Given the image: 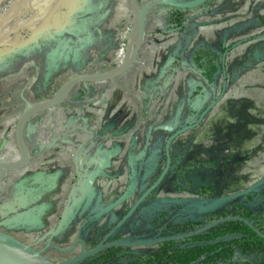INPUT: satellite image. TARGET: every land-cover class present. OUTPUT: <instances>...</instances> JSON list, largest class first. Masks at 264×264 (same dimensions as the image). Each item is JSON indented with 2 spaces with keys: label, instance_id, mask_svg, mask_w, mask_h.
Here are the masks:
<instances>
[{
  "label": "crops",
  "instance_id": "crops-1",
  "mask_svg": "<svg viewBox=\"0 0 264 264\" xmlns=\"http://www.w3.org/2000/svg\"><path fill=\"white\" fill-rule=\"evenodd\" d=\"M81 1L69 7L76 8V4L79 5ZM260 2L264 4V0ZM7 8H2L0 15L3 13V9L6 10ZM67 10L69 9H64V13H57L61 14L60 18L68 17V27L74 33L76 31L73 36L77 40L78 48H73L70 54L59 55V57L68 58L72 56L74 58L76 53H79L80 59L83 57L82 60H77L72 66H69L72 73H69L68 77L79 73L76 72V68L78 65L85 63L88 53L93 52L96 56V59L91 60L88 64L93 63L97 67H105L112 58L113 47L116 46V43H114L116 31L112 33V37L109 39L101 35L100 31L96 29L100 21L99 18L90 28L89 33L86 34V32L79 31L76 28L78 23L76 19H80V17L73 18L75 21L72 20L73 22H71L70 16L73 15L75 17L76 11L66 13ZM229 10L231 13L232 9ZM96 13L99 14L98 9ZM158 13L159 8L153 9L149 13L143 43L138 56L139 61L126 74L104 82L79 83L75 85L61 104L63 121L60 124L58 134L61 133L53 138L51 143L41 144L39 139H37L35 129V131H31V136L28 139L29 167H49L51 165L52 168L56 167L53 172H59L63 176L67 174L71 176L75 174L77 165H81L79 164L81 160L84 164L81 166H85V174L88 176L92 173L91 167H88L90 159H96L99 155L100 161H106L97 168L95 173L97 175L95 186H97L101 195L100 207L109 205L119 196L122 192V186L127 184L131 164H134L133 161L136 158H144L143 152L152 143V138L157 135V143L164 146L170 132L172 133L188 124H192L207 105V96L203 98L201 89L205 93L208 90L202 80L197 90L190 88L188 83H183L182 91L177 93L178 74L186 80L189 78L199 80L200 78L197 73L187 70L184 65L174 74H170L168 71V66L179 51L174 44L185 36H191L187 33L189 29L182 32L165 30L164 21L158 16ZM89 16L83 15L81 17L88 18ZM247 16H243L240 21H244ZM211 23L213 22L205 25H210ZM238 33L244 34V31ZM70 36L72 35L66 34V38L61 39L60 42H49L51 46L43 54L57 57L56 55H51L50 49L58 48L61 49L59 52H64L62 49L70 41ZM239 37L237 35L238 39H240ZM259 38L263 40L264 34L259 36ZM246 41L247 38L235 43L241 45ZM199 42L197 36L193 35L187 44V52ZM37 44L38 42L35 43V45ZM249 50L246 59L237 61L236 68L240 67V70L236 72V69L235 71L237 73L235 74L236 77L242 75L244 88L241 91L243 93L233 91L232 88L224 96L223 101L218 102L209 109L199 126L187 130L174 139L171 142L172 144L184 138H190L194 140L197 146L202 143L207 146L213 139L218 138L217 131L220 120L221 127L219 126V130L224 133V136L227 135V126L230 123L226 120L225 110L231 114L229 109L233 110L240 103L248 105L250 98L256 97L259 94V90H264V58L258 59L253 63L251 55H248V53H253L251 49ZM40 56H35L34 59L39 61ZM142 61H145L147 65L142 64ZM251 62L253 63L252 65L250 64ZM36 69H38L37 76L33 80L28 79L24 83L22 82V86L13 88L12 91L5 95L3 107L6 109V113L16 120L25 107L26 102H36L45 99L42 93L37 94L35 91V84L41 68L37 67ZM59 75L55 79V84L58 82L57 86L66 79L59 80L61 78ZM180 84L182 85L181 82ZM162 87L166 90L162 99L157 103L155 98ZM140 90L145 91L146 96H138L137 91ZM241 97H246L247 100L243 99L240 102ZM167 129L172 130L166 132ZM206 129H210L208 134H201ZM221 140H223V137ZM8 145L11 150L16 148L13 138L10 139ZM249 146L250 144H246L245 147ZM5 155L9 156L11 152ZM252 159L250 158V160ZM156 161L159 165L164 164L165 156L163 150L162 153L158 152L156 155L154 162ZM255 163L257 162L255 161ZM20 170L7 174L5 183L0 187V207L3 205V198L6 197L11 200L16 195L22 180L19 175ZM112 184L116 188L110 190L109 187ZM63 193H65V190ZM12 225H2L0 229H4L3 231L10 234V232H15L17 231L15 229H18L12 228ZM44 234L45 232H40L37 235ZM29 244L33 243L29 242Z\"/></svg>",
  "mask_w": 264,
  "mask_h": 264
},
{
  "label": "rangeland",
  "instance_id": "rangeland-1",
  "mask_svg": "<svg viewBox=\"0 0 264 264\" xmlns=\"http://www.w3.org/2000/svg\"><path fill=\"white\" fill-rule=\"evenodd\" d=\"M14 1L15 0H0V10L13 5ZM17 1L18 0H16V2ZM69 1L70 0H20L18 6L23 7L20 11H18L19 13L17 12V15L13 14L15 16L3 28H1L0 43L4 41L20 43L22 36H25L27 33V31L22 27L23 24H26L31 29H34L40 23L45 21L54 10L64 7L66 4L70 6L71 3ZM87 1L88 2L86 3V0H83L79 3V5L76 4V8L69 7L68 10V12L76 11L79 13L88 10L89 7H94L96 10L98 9L99 14L92 13L88 18L80 17V19L76 20V22H78L76 28L79 31L86 32V34L89 33L90 28L95 24L98 18L100 21L98 22L99 24L96 26V29L107 39L111 38L112 33L117 31L122 26H127L130 31L133 23V13L129 6V0ZM146 1L148 0L139 1L141 2L140 5ZM260 1L261 0H209L206 2L205 6L208 8L209 13L203 14L200 12V9L197 8L196 11L199 14L198 18L191 20L189 23V32L187 33L191 37L196 35L200 42H203L213 48H218L219 45L225 46L229 42H240L241 39L247 38L246 43H242L241 45L238 44L237 50L229 54L228 58H230V63H234L236 60L241 61L246 59L247 48L251 49L252 53H255L256 51L261 53L262 51L260 50L264 49V38L262 40L259 36L264 34V4ZM229 9H232L231 13L229 12ZM5 11L6 10L3 9V12ZM245 15H248L245 20L240 21V19H242ZM65 19L66 17H62L60 20L63 22ZM208 22L213 23L205 25ZM240 31H244V34L238 33ZM237 35L240 36V39L237 38ZM191 37L185 36L174 44L178 47V56L180 55L179 58L182 56V58L186 59L189 56V53L187 52V44L190 42ZM58 38L60 40L64 39L66 38V34L63 36L56 34L54 39ZM69 39L70 41L67 42L65 47L62 49L64 52H59L61 49L53 48L50 49L51 55H56L57 57H59V55H68L73 51V48H78L76 38L72 35ZM60 40L56 41L60 42ZM115 41L116 40H114V43H117ZM45 46H51L49 45V41L39 39L37 45H35L33 40L26 43L24 50L19 51L26 56L22 57L19 64L12 71L10 70L13 68V59H10L5 64H0V113L3 112L0 114L1 123L5 116H9L6 113V109L3 107L5 95L12 91L13 88L22 86L26 80H33L34 77L37 76L38 69H36L37 66L35 63L36 60L34 59L35 56L27 57V55H32L36 50ZM115 47H113V49ZM185 49L187 50L185 51ZM5 51H7L6 48L0 47V53ZM18 53L14 54V56L18 57L21 55ZM174 58L175 56L173 59ZM94 59H96L94 53H88L85 63L88 64V62ZM65 62V60H62L56 68L57 70L64 68L59 75L61 77L59 80H62L63 78L67 79L69 73H72V71H70L71 68L65 64ZM66 66L68 67L65 68ZM235 69H237L236 72H238L240 67ZM178 77L179 80L176 89L177 93L182 91L183 83H188L190 88L192 87L194 90H197V88L200 87L199 84L201 85L202 83L200 78L199 80L194 78L186 80L179 74ZM57 83L54 85V92L60 86H57ZM243 88V82H241L239 85L236 84L235 91L243 93L241 91ZM258 92L259 94L256 97L250 98V102L247 101L249 103L248 105L245 103L241 104L238 113L229 109L231 112L230 114L225 110L226 120L230 123L227 126V135L225 136L228 138H239L242 136L243 144L246 143L252 145L258 154L263 157L264 155L261 151L264 149L258 145H263L264 147V90H259ZM240 99L241 101L243 99L247 100L246 97H241ZM43 113L44 114H40L37 123L42 122L41 119L43 118H50L48 115L51 114V112H48L47 110ZM222 119L224 118L222 117ZM37 123L32 125L34 131ZM220 124H218V138L214 140V146H216V143L220 141L222 137H225L224 133H221V130H219ZM240 124L241 127H239ZM171 130L172 129H167L166 132H170ZM209 131L210 129L203 130L201 134H208ZM156 139L158 140L157 135L155 138H152V143L149 144L143 152L145 163H150V170L147 169L148 171L146 170L141 173L140 180H142V182H144L145 179L152 180L155 175H157V171L151 170H153V163L156 159V155L158 152L162 153V150L164 151V146L157 143ZM187 142L188 141L182 144V140H179L174 144L171 143L169 147L170 154H176L178 147L182 146L190 155L192 150H196V144L193 143L192 145V143ZM204 145L205 143H202L198 146L200 150L204 148ZM256 146L258 147L256 148ZM14 151H16L17 154L10 158L17 160L19 158L17 148L13 150V152ZM254 156L259 157L257 155ZM105 162L106 161L99 160V155L96 159H90L88 161V166L91 167L92 173L88 176L86 175L85 178V166H81L84 165L81 160L79 162L81 165H79L78 173L71 176L70 174L63 176L59 172H53L56 170V167L52 168L51 165H49V167L26 166L22 168L19 172L22 181L16 195L13 198V204L10 206L14 207L17 205L19 209L17 212L12 214L13 220L16 223L12 225L13 222H9V224L12 225V228L18 229H15L17 230L15 232H10V234L25 244H29V242L32 243L33 241L35 243H42L45 242L43 238L44 235L37 234L40 232H46L49 228L57 229L63 222L62 226L65 231H79L77 234L80 239L78 244L82 246L83 235L81 230H83L86 226L85 219L88 215H92L93 211L101 205V195L98 192L97 186H95V179L97 176L95 173L97 168ZM250 162L251 160L246 164H241V170L237 171L235 174L233 173V169L235 167L228 170L226 172L227 174L219 171V177L215 182V185L220 194L230 193L259 176L260 165L257 163L252 164ZM64 190L65 193H63ZM64 200H66L65 206H63ZM55 218L57 220H55ZM94 225L95 224L93 223V226ZM96 225L95 227H97ZM88 226L93 227L92 224H89ZM110 234L112 235V233ZM73 238H75L74 235H71L69 239H63L62 241L65 242L66 245H69L72 243ZM58 241H61V239L57 236L51 241V243L60 247L57 244ZM58 252L59 250L57 252L47 250L45 251V254L48 255V259L57 262L63 258V256ZM90 263L91 262L88 260L81 264Z\"/></svg>",
  "mask_w": 264,
  "mask_h": 264
},
{
  "label": "flooded vegetation",
  "instance_id": "flooded-vegetation-1",
  "mask_svg": "<svg viewBox=\"0 0 264 264\" xmlns=\"http://www.w3.org/2000/svg\"><path fill=\"white\" fill-rule=\"evenodd\" d=\"M260 51L262 52L256 51L251 54L250 57L253 63L258 59L264 58V49ZM252 62L250 63L251 65L253 64ZM145 64L147 65L144 61ZM239 101L241 102V100ZM240 107L241 103L234 107L233 110L238 113ZM52 113L55 117L60 115L59 112L55 114L52 111ZM239 127H241V124ZM35 129L37 135V127ZM0 130L2 134L3 121L2 123L0 122ZM13 139L15 141L14 136ZM215 139L207 146H204L202 150L196 145V150H192L193 153L191 152L190 155L184 147L179 146L176 154H170L168 168H166L165 159L164 164L156 172L157 175L152 180L144 178V182L140 181L138 190H136L139 193H134L132 199L126 200L122 206L106 215L102 214L104 207L100 206L93 211L92 215H88L85 219L86 226L81 230L84 250L87 251L97 246H100L101 249L92 256L85 258L84 262L89 260L90 264H103L105 261L103 258L110 254L113 262L124 264L130 261L133 255H145L148 250L154 249L160 244L164 247L166 241H180L181 246L206 245L211 239L226 238L229 233L238 232H225V229H220L217 233L221 234L214 238H208V241L195 239L191 242L186 241V239L190 236L204 234L210 228L230 221L241 222L252 231L258 233L253 223L261 222V212L264 209V156L261 157L252 145L246 148V144L242 142V136L239 138H228L225 136L223 140L220 139L214 146ZM186 141H188L187 143H192V145L193 143L195 144L194 140L190 138H184L182 144ZM258 146L264 149L263 145ZM261 153L264 155V150ZM250 158H253L250 163L254 164L256 161L260 165L259 176L230 193L220 194L215 185L219 177V171L226 173L235 167L233 169L235 174L241 170L240 165L246 164V161L250 160ZM125 186H122V189H125ZM115 188V185H112L111 189ZM121 195L122 192L111 203L118 200ZM215 199H221V201L211 202L207 206H203L201 203L202 201ZM226 218L228 220H223ZM214 222L216 223L213 226L202 232L187 236ZM93 223L97 224V227L93 226ZM89 224H92L93 227L88 226ZM76 232L65 231L59 237L61 241H58L57 244L63 250L68 249L78 238L77 234L79 231ZM71 235H74L75 238H73L71 244L66 245L62 240L69 239ZM182 235L185 237L174 240H160L151 246L140 245V243L149 240L157 241L162 238ZM238 237H243V235L239 234ZM261 237L264 238V235H261ZM116 242H123L125 245L115 244ZM32 243L31 245L37 248H43L45 245V242L37 244L33 241ZM80 249L81 246L77 241L73 252L65 253L59 251L58 253L63 258L57 262L78 254ZM47 250L58 251L54 247H48L45 251ZM218 251L220 250H215L214 248L210 252L212 258L215 259L217 254L214 253ZM255 258H258V256L246 254L241 255L239 260L234 263L223 262L221 264H252ZM95 259L98 260L94 261ZM213 261L212 264H215ZM216 264H219V262Z\"/></svg>",
  "mask_w": 264,
  "mask_h": 264
},
{
  "label": "water",
  "instance_id": "water-1",
  "mask_svg": "<svg viewBox=\"0 0 264 264\" xmlns=\"http://www.w3.org/2000/svg\"><path fill=\"white\" fill-rule=\"evenodd\" d=\"M208 1L209 0H149L146 3L140 5L138 3V0H129V6H130L131 11L133 13V23H132L131 29H134V31H135V38L133 41V45H132L131 49L128 51L126 58L117 67H114L111 69H106V70L84 71L88 67V65H89L88 64L80 73H77V74H74V75L68 77L62 84H60V86L57 88V90L49 98L38 100L36 102H26L25 107L23 108L22 112L20 113L19 117L16 120L15 128H14L15 144H16V148H17L18 153H19V158L16 160L17 161L16 164H12L10 158L2 157V153L4 152L3 147L5 144V139L4 138L1 139V143H0V187L5 183V178H6L7 174H10L11 172L22 169V168L28 166L30 163V155H29L28 147H27L26 142H25V137H28L29 132L31 133V131L33 129L32 126H29V121L33 117H35L36 115L42 114L44 111H47L50 109H58L59 107H61L63 99L68 95V93L71 91V89L79 83L87 84V83H96V82H104V81L112 80V79L118 78V77L126 74L131 69V67L138 60L140 48H141V45L143 43V39H144L145 31H146V24H147L148 15L153 9L159 8L161 6H172V7H177L180 9H197L198 7H200L202 5L206 6V2H208ZM15 2H16V0L14 1V3ZM22 7L18 6L17 10L20 11ZM55 8H56V6H55ZM205 8L208 10L207 7H205ZM58 10L59 9L54 10L45 21L40 23L34 29H31L28 25L23 24L22 27L27 31L26 35L22 36L20 43H12V42H6V41L0 43V47H4L7 49V51L0 53V57L5 56V55H9V54H13V53H18L19 52L18 50L24 49V46L26 43H28L31 40H33L35 42L36 38H39L40 40H47L49 42L50 41L55 42L56 40H60L59 38L54 39V36L56 34L59 36H63L64 34H69V35L76 34V33H74L73 30L67 28L68 23H69L68 18H66L63 22H61L62 20H60L61 18L59 17V15L57 13ZM18 13H16L15 15H17ZM206 13H209V11H207ZM15 15H13L12 17H8L5 21H3L0 24V30ZM198 15H199L198 12H196V14L194 15V19L198 18ZM47 38H49V39H47ZM194 47L188 52L189 56L186 59L182 58V56H181L182 59L179 58L180 55L178 56V53H176L175 57L178 56L179 61H180V65L178 68H176L174 73L180 67H182V65H184L187 68V70H189L188 64L191 63V54H192ZM237 48H238L237 43H231L230 45H228L222 54L223 61L225 58L228 60L229 54L232 52H235L237 50ZM186 50L187 49H185V51ZM248 51H250V50L247 49L246 53ZM236 63H237V60L234 63H229V65L227 67V71L225 73V76L222 78V81L220 82L221 83V90L220 91L216 86L210 87L207 84V82L202 77L199 76L200 79L206 84V89L208 90V92L205 93L201 89L203 98H206V96H207V98H206L207 99V105L203 109V111H201V113L198 115L197 119L192 124H188V125L182 127L181 129H178L172 133L170 132L171 134L169 133V135L166 139L165 145H164V156L166 159V168H168L169 163H170L169 147H170L171 142L174 139H176L178 136L182 135L187 130L193 129L194 127H197L201 124V122L203 121V119L206 116L209 109H211L213 106H215L218 102L223 101L224 96L226 94H228V93H226V90H225L226 86L227 87L231 86L233 88L232 90L235 91L236 84L239 85L241 83L240 78H242V75L237 76L233 83L230 82V80H229L231 76H234V74H232L230 72V70L233 69V66H234L233 64H236ZM162 88H160V90L158 92V95H159V93L162 92V96L159 97V99L157 98L158 96L156 97L158 99L157 103H159V101L162 99V97L165 93L166 89L163 90ZM43 119H41V120H43ZM39 123L36 124V127ZM1 137H2V134H1ZM133 162H134V164H131L132 166L130 167V170H129L130 176H128V181H127V184L125 186V189H122L121 197L118 200H116L115 202L110 203L109 205L105 206L104 209L102 210V214L106 215L110 211L119 208L120 206H122V204L126 200L132 199L134 196V193L135 194L139 193V191H136V190H138V187H139V184L141 181L140 180L141 173L143 171H146L147 169L150 170V163H147V162L145 163L144 158H142V159L136 158ZM161 167H162V164L159 165L156 161L153 163V170H151V171H157L158 172ZM78 169H79V166L77 165L76 170H75V174L78 173ZM1 170H3L4 172ZM85 177H86V174L84 172V178ZM21 181H20V184H21ZM112 185H110V187H109L110 190H112L111 189ZM5 198H3V200H4V201H2L3 205L0 207V213L2 216V219L0 220V228L2 227V225H10L9 222L16 223L13 220L12 214L19 210L17 205H15L14 207H10L11 204H13V201H14L13 199L9 200V199H7V198L5 199ZM7 200H9V201L7 202ZM217 201H221V199L206 200V201H202L201 203L203 206H207L211 202H217ZM65 205H66V200H64L63 206H65ZM223 220H228V218L223 219ZM215 223L216 222L208 224L204 227H201L199 230L192 232L191 234H188L187 236H190L193 234H198L199 232H202L203 230L213 226ZM62 224H63V222H62ZM62 224H60L57 229L49 228L45 232L44 237H43L45 240V245L43 248H37L31 244H25V243L19 241L18 239H16L11 234L0 229V255L19 257L24 261L25 264H79V263L84 262L85 258L92 256L93 254H95L97 251H99L101 249L100 246H97L93 249L85 251L84 250V244H82L81 249L78 252V254H76L72 257H69L68 259L60 261V262L51 261L44 254L45 250L48 247H54L55 249H58L59 251H63L65 253H71V252H73V250L76 246V242L80 241V239L77 238L72 243V245L68 249H65V250L61 249L57 245L52 244L51 241L55 237H57V236L60 237L65 232ZM183 237H185V236L182 235V236H176V237L162 238V239H159L157 241L149 240V241L140 243V245L151 246V245H154L156 242H159L160 240H166V239L167 240H174V239H180ZM115 244L125 245V243H123V242H116ZM110 245H112V244H110Z\"/></svg>",
  "mask_w": 264,
  "mask_h": 264
},
{
  "label": "trees",
  "instance_id": "trees-1",
  "mask_svg": "<svg viewBox=\"0 0 264 264\" xmlns=\"http://www.w3.org/2000/svg\"><path fill=\"white\" fill-rule=\"evenodd\" d=\"M69 2L71 3L70 5L78 3L77 0H70ZM64 7L60 8L58 12L64 13V9H69V5L67 4ZM198 8L203 14L208 11L205 8V5H202ZM196 12V9H180L172 6H161L159 7L158 15L164 21L165 30L182 32L189 29V23L194 19V15L196 14ZM66 13H68V10ZM92 13H96V9H94V7H89L88 10L79 13L76 12L75 17L73 15L70 16L71 22L74 21L73 18L81 17L83 15H91ZM58 15L59 17H61V14ZM35 40L36 43L38 42L39 38H36ZM230 44L231 43H227L225 47L219 45L218 48H213L207 44H204L203 42L197 43L192 51L191 63L188 64V69L202 77L210 87L216 86L220 91V82L225 76L227 67L230 63L226 58L223 61L222 54ZM47 48L48 47L45 46L39 50H36L34 54L28 55H41L39 57V61L35 62L36 66L41 68L40 72L38 73V80L35 84V91L37 94L42 93V95L45 96V99L49 98L54 93L55 79L64 69H56L60 62L62 60H65V64H67L68 66H72V64L77 60L80 61L83 59V57H81L80 59L79 53H76V57L74 58L72 56H69L68 58H60L48 56L46 54L44 55L43 52ZM14 54L16 53L0 57V64H5L10 59H13V68L10 71L16 68L23 56H26L20 52L18 54L21 55L18 57L14 56ZM249 55L251 54L249 53ZM87 65L88 64L86 63L78 65L76 68V72L80 73ZM179 65L180 61L178 56H176L168 66L169 73L173 74L176 68L179 67ZM68 66H66L65 68H67ZM236 66L237 63L234 64V69L230 70V72L234 74V76H231L229 79L232 83L236 79ZM240 81L243 82V78H240ZM231 89V86H226V93L230 92ZM39 117L40 115H36L35 117H33L29 121V126L35 124L39 120ZM29 136H31L30 132ZM29 136L25 137L26 145L28 143ZM234 213L239 214L238 212ZM261 218V222L253 223V226H255V228L258 230V233L256 231H252L249 227L243 225L241 222H225L217 225L214 228H210L204 234L190 236L186 239V241L192 242L195 239L208 241V238H214L220 235L221 233H217V231L219 232L220 229H225V232L228 231L238 233H229L226 238L211 239L210 241H208L210 242L209 244H207V242L206 245L199 246H181L180 241H166L164 247L160 244L156 246V248L148 250V253L145 255H133L131 257V260L124 264H212L213 260V263L215 262V264L217 262H219V264L223 262L234 263L239 260V257L241 255L246 254L258 256V258H255L254 263L252 264H264V238L261 237V235H264V209L261 212ZM239 234L243 235V237H238ZM214 248L215 250H220L214 253L217 254L215 259L212 258V255H210V252H212ZM111 258L112 255H107L105 258H103L105 260L103 264H119L117 262H113ZM96 260L98 259H95L94 261Z\"/></svg>",
  "mask_w": 264,
  "mask_h": 264
},
{
  "label": "built area",
  "instance_id": "built-area-1",
  "mask_svg": "<svg viewBox=\"0 0 264 264\" xmlns=\"http://www.w3.org/2000/svg\"><path fill=\"white\" fill-rule=\"evenodd\" d=\"M130 31L127 26H122L117 30V33H116L117 46L113 51L112 58L110 59L109 63L105 65V67L103 68L99 66L97 67L93 65L92 63V64H89L88 67L84 71L106 70V69H111V68H114L120 65L128 54L126 43H127V38H128ZM138 61L139 60H137V62ZM143 63L144 62L142 61V64ZM162 89L164 90L165 88L163 87ZM137 93L139 94L138 96L140 97L146 96V92L143 90L137 91ZM157 96H158L157 98L159 99V97L162 96V92L159 93V95ZM157 98L156 100L158 101ZM58 109L61 110V113H62V107H59ZM48 117L50 118H44L42 122H40L37 126V139H39L41 144L51 143L52 139L57 137L61 133L60 132L58 134L60 125L57 126L54 123V121L51 120L52 118L51 114H49ZM45 121H47V123H45ZM15 123H16V120H14L11 116H7V117L5 116L3 119L2 137L5 139V144L3 147L4 152L2 154V157L10 158V157H13L15 154H17L16 151L13 152V150H15L16 148L13 150L8 148L9 141L14 136ZM7 149L9 150L8 152H7ZM9 152H11V155L9 156L5 155L6 153H9ZM10 159H13V158H10Z\"/></svg>",
  "mask_w": 264,
  "mask_h": 264
},
{
  "label": "bare ground",
  "instance_id": "bare-ground-1",
  "mask_svg": "<svg viewBox=\"0 0 264 264\" xmlns=\"http://www.w3.org/2000/svg\"><path fill=\"white\" fill-rule=\"evenodd\" d=\"M139 1H142V0H138V3H141V2H139ZM148 1H149V0H148ZM19 2H20V0H18V1L16 2V4L13 3V5H10V6L6 9V11L3 12V13L0 15V24H1L3 21H5L8 17H10L11 15L16 14V13L18 12V10H17L18 7H17V6H18ZM146 2H147V1H146ZM146 2H144V3H146ZM144 3H142V4H144ZM134 38H135V31H134V29H131V31H130V33H129V35H128V38H127V43H126V46H127V50H128V51L131 49V47H132V45H133ZM65 98H66V97H65ZM65 98H64V99H65ZM64 99H63V101H64ZM52 111H54L55 114H56V112H59V113H60L59 117H55V116H53ZM48 112H51V117H52L51 120L54 121V123H55L57 126H59V125L62 123V121H63L61 110H59V109L48 110ZM48 116H49V115H48ZM45 123H47V121H45ZM11 162H12V164H16V163H17V161L14 160V159H11ZM1 171H2V170H1ZM0 264H25V263H24V261H23L21 258H19V257H12V256H8V255H0Z\"/></svg>",
  "mask_w": 264,
  "mask_h": 264
}]
</instances>
